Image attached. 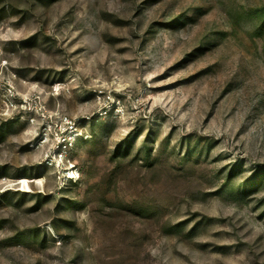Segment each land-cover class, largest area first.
<instances>
[{"label":"rangeland","instance_id":"374dc122","mask_svg":"<svg viewBox=\"0 0 264 264\" xmlns=\"http://www.w3.org/2000/svg\"><path fill=\"white\" fill-rule=\"evenodd\" d=\"M0 264H264V0H0Z\"/></svg>","mask_w":264,"mask_h":264},{"label":"built area","instance_id":"2783aa9c","mask_svg":"<svg viewBox=\"0 0 264 264\" xmlns=\"http://www.w3.org/2000/svg\"><path fill=\"white\" fill-rule=\"evenodd\" d=\"M66 124H67V125H69V126H70V127H69V129H71V130H72V125H71V123L67 121V123H66Z\"/></svg>","mask_w":264,"mask_h":264}]
</instances>
